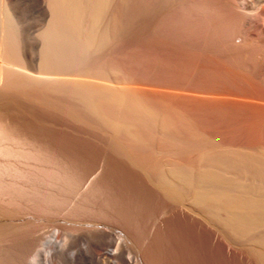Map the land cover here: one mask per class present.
Listing matches in <instances>:
<instances>
[{
    "label": "bare ground",
    "instance_id": "6f19581e",
    "mask_svg": "<svg viewBox=\"0 0 264 264\" xmlns=\"http://www.w3.org/2000/svg\"><path fill=\"white\" fill-rule=\"evenodd\" d=\"M46 3L33 61L0 8V264L41 263L68 184L95 264H264V0Z\"/></svg>",
    "mask_w": 264,
    "mask_h": 264
},
{
    "label": "rangeland",
    "instance_id": "374dc122",
    "mask_svg": "<svg viewBox=\"0 0 264 264\" xmlns=\"http://www.w3.org/2000/svg\"><path fill=\"white\" fill-rule=\"evenodd\" d=\"M2 1V2H1ZM0 2L2 3H0V8H6V9H8V11H10V12H12L15 16H16V18L18 19V21H19V28H20V32H21V37H23L22 38V52L25 54L27 51H28V54L26 55V57L28 58V59H30V60H35L36 59V57L38 56V52H39V47H40V43H41V40L38 42V40L40 39L39 38V32H40V30H41V28L43 27V20H44V16H45V14H46V12H47V0H7V1H9V2H6L5 0H1ZM11 2V3H10ZM4 3V4H3ZM3 5V6H2ZM44 13V14H43ZM25 35V36H24ZM38 37V38H37ZM37 38V39H36ZM37 40V41H36ZM37 43H39V44H37ZM38 46H37V45ZM26 45H27V47H26ZM24 46V47H23ZM38 47V48H37ZM38 49V50H37ZM26 52H25V51ZM65 185L66 184H64L63 185V187H65ZM72 187V188H70L69 190V194H67L68 193V191H67V193H66V190H68L67 189V187ZM66 189V190H65ZM73 191H72V190ZM62 190V189H61ZM71 192V193H70ZM74 192H75V190H74V187L72 186V185H70V184H68L67 186H66V188H64V192H63V190H62V192L61 193H66L67 194V196L64 198V197H61V198H63L62 200H60L61 198L60 197H58V199H59V202L60 201H62V202H60V204L58 203V199H57V197L55 198L56 200V202H54V200H53V198H52V203L54 202V204L57 206V204L56 203H58V206L56 207L55 205L53 206V207H56L57 209L55 210V208H54V210H53V208L51 207V202H50V200L46 203V205L47 204H49L50 205V207H49V205H45L44 206V208H43V210L41 211V212H43L42 213V217H43V223H41V226H39L38 227V229L39 228H41V231H39V230H36L37 232L36 233H39V234H36V236H34V238H32V242L34 241V243H33V246H34V248H35V251L32 253V254H30V256L32 255H34V253L35 254H38V253H40V255H39V259H40V262L42 263V264H59L55 259H54V261H53V259H52V261H53V263H51L52 261H51V259H49V258H47V256H46V251H45V249L43 248V246L41 245V239L44 237V236H47L48 234H50L54 229H57V228H59L60 226H61V224L62 223H64V221H62V220H64L63 218H65V219H69L70 221H73V222H75L74 223V230H72L71 231V236H70V238H68L69 239V241L67 240V243H66V250H73L72 248H74V250H73V252L77 255V254H79L78 255V257L80 258V257H82V258H80V260L77 262V264H95V262H94V260H93V252L95 251V246L93 245V244H89L90 242H88L87 240H85V238L84 237H81V236H83V235H85V234H88L87 232V230H90L91 228L93 229L94 227H95V225H97V224H100L102 221H103V217H101V216H95V214H97V213H95V214H91L90 213V211L88 212L89 214H85V213H87V212H84V216H80V215H78V219H72V216H70V217H65V216H67L68 215V213L70 212V208H73L72 206H69V205H71L72 204V201H73V199H74V197L72 196V195H75L74 194ZM61 193H59L60 195L59 196H63V194L61 195ZM73 193V194H72ZM91 199H90V198ZM87 198H89L91 201H92V199L94 198H92V196H88ZM89 199H87L88 200V202H90L91 203V201H89ZM87 200L84 198V200L83 201H86L85 202V204L87 205ZM70 201H71V204H69L70 203ZM94 201H95V199H94ZM93 201V202H94ZM82 203V202H81ZM81 203L79 204V208L77 207L75 210H77L78 212H79V210L78 209H81V207H80V205H81ZM88 204L87 206H85V204H84V202H83V205H81L82 207H84V208H86L87 210L88 209H90L91 208V210H93V207H95V208H97L98 207V205L99 204H97V206L95 205V203H98L97 201L96 202H94V205L93 204ZM89 205H92V206H89ZM16 206H18V205H15V206H12L13 208H10V209H12V210H14V211H19V210H22V209H20V207L19 208H17ZM89 206V207H88ZM52 209V211H53V213H51L50 211L48 212V210L47 209ZM64 209V210H63ZM74 209V208H73ZM72 209V210H73ZM74 210V211H75ZM85 210V209H84ZM84 210H82V211H84ZM94 210H96V209H94ZM94 210H93V212H94ZM62 211V212H61ZM76 211V212H77ZM81 211V210H80ZM81 211V212H82ZM86 211V210H85ZM45 212V213H44ZM75 212V213H76ZM78 212H77V214H78ZM92 212V211H91ZM83 213V212H82ZM82 213H80L79 212V214H82ZM21 215H22V217H21ZM72 215H73V211H72ZM94 215V216H93ZM24 217V218H23ZM27 217L29 218H31V216H28L27 215ZM101 217V218H100ZM23 218V219H22ZM26 218V215H24V214H19V218H17L16 219V221L18 220V221H25L24 219ZM71 218V219H70ZM76 218V217H75ZM46 221V222H45ZM87 224V225H86ZM95 224V225H94ZM68 225H71V224H68ZM94 225V226H93ZM43 226V227H42ZM102 228V227H104V225L102 226V225H100L99 226V228ZM80 228V229H79ZM87 228H89V229H87ZM76 229V230H75ZM78 229V230H77ZM80 230V231H79ZM83 230V231H82ZM86 232V233H85ZM58 236V239H61L62 238V235L61 234H58L57 235ZM41 240V241H40ZM23 240H21V239H17V240H15V242H13L12 244L10 243L9 245L10 246H12L13 248H18L19 246L20 247H22L23 246V242H22ZM25 241V240H24ZM38 241H40L39 243H38ZM22 242V243H21ZM86 242V243H85ZM16 243V244H15ZM20 243V244H19ZM38 243V244H37ZM69 244V245H68ZM77 244V245H76ZM83 244H85V246L83 245ZM18 245V246H17ZM74 245V246H73ZM83 245V246H82ZM73 246V247H72ZM76 246V247H75ZM80 246V247H79ZM93 246V247H92ZM43 249V251L41 250V248ZM70 248V249H69ZM81 248V249H80ZM84 248V249H83ZM87 248V249H86ZM38 249H40L39 251H38ZM86 249V250H85ZM193 251V250H192ZM37 252V253H36ZM88 253H91V254H88ZM195 253V254H194ZM193 254H194V256H193V254H191L186 260V264H190V263H193V262H195V261H197V259H196V251L194 252ZM82 254V255H81ZM87 254V255H86ZM27 255V254H26ZM89 255V256H88ZM91 255V256H90ZM28 256V255H27ZM26 256V257H27ZM29 256V257H30ZM193 256V257H192ZM196 256V257H195ZM89 257V258H88ZM190 257H192V258H190ZM87 258V259H86ZM85 259H86V261H85ZM89 259V260H88ZM192 259H193V261H192ZM81 260H82V262H81ZM88 260V261H87ZM84 261V262H83ZM90 261H92V262H90ZM96 261V260H95ZM23 263H25V260H24V262ZM40 263V264H41ZM193 264H196V262L195 263H193Z\"/></svg>",
    "mask_w": 264,
    "mask_h": 264
}]
</instances>
